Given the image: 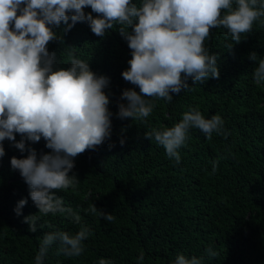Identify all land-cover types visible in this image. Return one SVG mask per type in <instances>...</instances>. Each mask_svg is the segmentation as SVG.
Returning a JSON list of instances; mask_svg holds the SVG:
<instances>
[{
	"label": "trees",
	"instance_id": "16d2710c",
	"mask_svg": "<svg viewBox=\"0 0 264 264\" xmlns=\"http://www.w3.org/2000/svg\"><path fill=\"white\" fill-rule=\"evenodd\" d=\"M132 2L139 5L140 0ZM84 11L92 12L90 7ZM120 27L114 24L104 37L93 34L87 22H77L68 31L61 22L53 29L58 38L47 47L55 53L54 69L70 67L75 57L88 62L98 76L109 78L104 91L110 100L111 136L95 150L75 157L69 175L75 174L77 183L55 192L65 208L80 216V224L67 213H38L29 186L10 163L13 156L24 158L28 152L3 141L0 264H35L45 233L74 235L81 225L91 232L83 241L82 255L67 257L56 242L43 264H99L102 258L110 264H174L179 253L202 258V264H264V83H255L258 63L249 58L252 52L264 58V16L253 22L252 31L242 34L238 44L227 28L210 29L204 44L217 56L219 78L210 77L202 84L189 78V89L172 93L171 103L148 98L155 105L151 114L136 120L118 116L119 104L127 103L121 99L123 91L139 92L122 77L132 56ZM190 107H198L205 118L219 114L228 135L213 133L209 141L199 129H190L186 144L178 149L177 164L144 133L173 126ZM21 138L16 134V141ZM45 144L42 138L26 142V147L34 148L39 159L51 152ZM213 161L219 162L215 172ZM21 199L28 202L17 215ZM92 204L96 214L90 211ZM101 211L115 220L107 222ZM32 214L39 217L36 232L24 220ZM209 247L217 257L208 256Z\"/></svg>",
	"mask_w": 264,
	"mask_h": 264
},
{
	"label": "clouds",
	"instance_id": "9594fccd",
	"mask_svg": "<svg viewBox=\"0 0 264 264\" xmlns=\"http://www.w3.org/2000/svg\"><path fill=\"white\" fill-rule=\"evenodd\" d=\"M87 7L92 12L86 14ZM262 16L264 0H140L139 5L132 0H0V158L5 155L6 139L21 152H28L24 158L13 156L10 163L29 186L38 213H67L80 224V216L65 208L55 192L75 186L77 176L69 175L75 167L74 158L102 145L110 138L112 126L110 100L104 91L108 77L98 76L88 62L75 57L70 67L54 69L55 53H50L47 45L58 38L55 27L63 22L68 31L77 22H87L93 34L104 37L114 24L121 26L119 32L132 56L122 77L139 92L135 88L123 91L121 99L127 103L119 104L118 116L136 120L151 114L155 105L148 98L171 103L172 93L189 89V78L195 84L219 78L217 56L204 44L210 29L227 28L238 44L241 35L251 32L253 22ZM249 58L258 63L253 71L255 83H264V58L255 52ZM192 128L199 129L209 141L213 133L228 135L219 114L205 118L198 107H190L179 122L146 131L144 138H154L167 157L179 164L178 149L186 144ZM16 134L21 140L16 141ZM42 138L51 152L38 159L36 150L27 148L26 142L37 143ZM120 142L123 145L124 140ZM218 163L212 162L213 172ZM27 202H18L17 215ZM97 210L95 204L90 206L93 214ZM100 216L107 222L115 220L111 213L101 211ZM38 219L37 214L24 218L31 232L37 231ZM90 234L83 225L74 235L45 233L35 264H43L56 242L65 256H81L83 241ZM206 251L210 258L218 256L212 247ZM143 259L141 253L139 260ZM99 264L110 262L102 258ZM174 264H202V258L179 253Z\"/></svg>",
	"mask_w": 264,
	"mask_h": 264
}]
</instances>
